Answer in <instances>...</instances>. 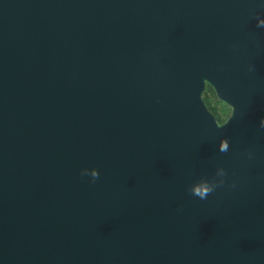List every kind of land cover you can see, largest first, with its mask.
I'll return each instance as SVG.
<instances>
[{
	"label": "water",
	"instance_id": "95a60500",
	"mask_svg": "<svg viewBox=\"0 0 264 264\" xmlns=\"http://www.w3.org/2000/svg\"><path fill=\"white\" fill-rule=\"evenodd\" d=\"M260 21L264 0H0V264H264Z\"/></svg>",
	"mask_w": 264,
	"mask_h": 264
},
{
	"label": "flooded vegetation",
	"instance_id": "af4514ba",
	"mask_svg": "<svg viewBox=\"0 0 264 264\" xmlns=\"http://www.w3.org/2000/svg\"><path fill=\"white\" fill-rule=\"evenodd\" d=\"M213 93H214V95L212 98L214 99L215 103H213V104L210 103L211 105H209L213 112L210 110L209 111L214 115V117L216 118L218 123H223L227 119V117L229 116L231 108L226 102L217 98L214 90H213ZM207 102L208 101L206 100L205 101L206 105H207ZM224 107L226 108V114L225 115L222 114L220 111ZM207 108H208V106H207Z\"/></svg>",
	"mask_w": 264,
	"mask_h": 264
},
{
	"label": "clouds",
	"instance_id": "9594fccd",
	"mask_svg": "<svg viewBox=\"0 0 264 264\" xmlns=\"http://www.w3.org/2000/svg\"><path fill=\"white\" fill-rule=\"evenodd\" d=\"M260 25L264 26V21H260ZM262 123H264V121H262ZM226 150H227V144L222 143L221 151H226ZM93 175L95 176V173H93ZM210 191L211 189L207 186H199L194 189L195 194L199 195L201 198H204Z\"/></svg>",
	"mask_w": 264,
	"mask_h": 264
},
{
	"label": "trees",
	"instance_id": "16d2710c",
	"mask_svg": "<svg viewBox=\"0 0 264 264\" xmlns=\"http://www.w3.org/2000/svg\"><path fill=\"white\" fill-rule=\"evenodd\" d=\"M208 93L210 94L211 97H213L214 93H213L212 88H211L208 84H206V85H205V89H204V91H203V100H204V101L207 100ZM207 106H208V109H209L210 111H212V109H211L210 106L208 105V102H207ZM212 112H213V111H212Z\"/></svg>",
	"mask_w": 264,
	"mask_h": 264
},
{
	"label": "rangeland",
	"instance_id": "374dc122",
	"mask_svg": "<svg viewBox=\"0 0 264 264\" xmlns=\"http://www.w3.org/2000/svg\"><path fill=\"white\" fill-rule=\"evenodd\" d=\"M207 101H208V105H211V104L215 103L214 99L210 96L209 93H208ZM220 111H221L222 114H224V115L226 114V108L225 107L222 110H220Z\"/></svg>",
	"mask_w": 264,
	"mask_h": 264
}]
</instances>
